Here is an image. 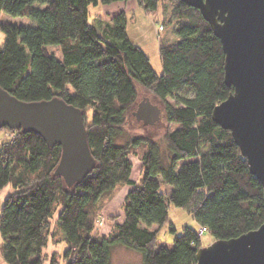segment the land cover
Returning <instances> with one entry per match:
<instances>
[{
  "label": "trees",
  "instance_id": "obj_1",
  "mask_svg": "<svg viewBox=\"0 0 264 264\" xmlns=\"http://www.w3.org/2000/svg\"><path fill=\"white\" fill-rule=\"evenodd\" d=\"M119 1L128 0H0V16L30 20L0 23V87L22 101L60 98L80 109L96 162L69 186L56 174L60 145L3 128L16 132L0 143V191L6 184L13 189L1 227L0 254L8 264H43L50 240L68 245L66 264H113L118 248L137 252L142 264H197L200 228L214 241L229 240L264 223V188L231 131L212 117L234 92L225 82L220 39L183 0H136L148 13L162 7L166 33L159 36L158 73L129 38L124 11L90 21V5ZM140 90L162 102L168 126L177 124L161 141L126 128ZM134 158L141 162L139 180L133 179ZM169 182L173 190L161 192ZM126 185L132 188L121 222L100 234L104 208ZM172 205L192 214L198 228L186 227L173 247L157 248L158 230L152 227L169 221ZM12 213L18 218L9 219Z\"/></svg>",
  "mask_w": 264,
  "mask_h": 264
},
{
  "label": "water",
  "instance_id": "obj_2",
  "mask_svg": "<svg viewBox=\"0 0 264 264\" xmlns=\"http://www.w3.org/2000/svg\"><path fill=\"white\" fill-rule=\"evenodd\" d=\"M200 11L220 39L225 54V82L234 87L218 104L213 120L232 136L251 173L264 188V0H183ZM145 125L161 109L144 99L135 113ZM39 134L50 146L60 145L56 170L67 185L96 166L83 112L63 99L26 102L0 87V129ZM197 264H264V223L229 240H216L196 254Z\"/></svg>",
  "mask_w": 264,
  "mask_h": 264
},
{
  "label": "rangeland",
  "instance_id": "obj_3",
  "mask_svg": "<svg viewBox=\"0 0 264 264\" xmlns=\"http://www.w3.org/2000/svg\"><path fill=\"white\" fill-rule=\"evenodd\" d=\"M172 2L173 0H166ZM124 11L128 18V35L129 38L138 46L143 48L148 54L153 68L158 72H162V60L159 53V36L166 33L165 30H161V25L164 21V16L162 12V7L159 5L158 10L155 13H148L145 9L136 1H119L112 4L104 5L101 2L97 5H90V21L96 24L97 20H110L113 15ZM29 19L26 17H13L7 13H2L0 16V23L10 22L16 24H27ZM5 41V34L0 30V45ZM144 99H149L152 104L158 106L161 109V117L158 122L153 125H145V123L139 120L136 116L138 110V104L141 103ZM128 131L136 137H141L143 139H151L155 141H161L163 135L168 129L177 128V124H172L168 126L166 114L164 111L163 104L152 94L140 90L139 99L137 104L131 109L128 116V122L126 125ZM9 133L8 130L0 129V143L6 138V135ZM129 138L126 134L122 142H126ZM163 157L166 158V150L162 148ZM134 162V173L133 179L139 180L142 175L141 171V162L137 159H133ZM131 186L126 185L123 188H120L117 193L111 198L106 207L104 208V224L99 226L100 233L111 225V222L120 219L124 206L125 198L128 192L131 190ZM173 182L162 183L160 191L163 193H169L173 190ZM13 192V189L9 184H6L0 191V246L3 244V238L1 234V227L3 223V210L4 202L6 198ZM23 215L21 213L20 217ZM18 215L12 213L9 215V219H17ZM57 216L54 217L55 220ZM186 227L198 228V224L195 221L192 214H190L186 209L181 207H176L172 205L169 210V221L163 226L154 225L152 229L158 230V240L157 248L162 245H167L173 247L174 238L177 235H181L184 232ZM214 241V237L209 231H206L201 236V243L203 247L211 245ZM68 249V245L65 242L54 243L52 240L49 241L48 245L44 248V263L43 264H52L54 257L57 258V264H66L65 253ZM125 248H118L115 251V259L113 264H142L141 256L131 250H123ZM0 264H8L0 254Z\"/></svg>",
  "mask_w": 264,
  "mask_h": 264
},
{
  "label": "built area",
  "instance_id": "obj_4",
  "mask_svg": "<svg viewBox=\"0 0 264 264\" xmlns=\"http://www.w3.org/2000/svg\"><path fill=\"white\" fill-rule=\"evenodd\" d=\"M15 136H16V132L15 131H9V133L6 135L5 139L13 140L15 138ZM103 224H104L103 219L98 221V225L99 226H102ZM206 231H207L206 228H200L198 230V233L200 234V236H202Z\"/></svg>",
  "mask_w": 264,
  "mask_h": 264
},
{
  "label": "crops",
  "instance_id": "obj_5",
  "mask_svg": "<svg viewBox=\"0 0 264 264\" xmlns=\"http://www.w3.org/2000/svg\"><path fill=\"white\" fill-rule=\"evenodd\" d=\"M143 49V48H142ZM144 50V49H143ZM145 51V50H144ZM147 54V53H146ZM148 55V54H147ZM121 222V218L118 220L115 221V219L111 222V225L107 226V228H105L100 234H109L112 230V228L114 227V225L116 224H119ZM125 250V249H123ZM114 259H115V253L113 255V262H114Z\"/></svg>",
  "mask_w": 264,
  "mask_h": 264
}]
</instances>
